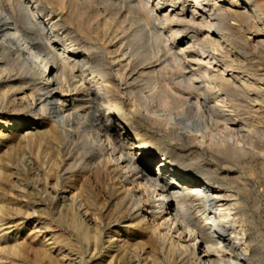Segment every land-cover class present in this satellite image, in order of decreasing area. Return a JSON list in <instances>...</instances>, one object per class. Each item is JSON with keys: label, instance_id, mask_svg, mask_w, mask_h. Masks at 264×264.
Instances as JSON below:
<instances>
[{"label": "bare ground", "instance_id": "obj_1", "mask_svg": "<svg viewBox=\"0 0 264 264\" xmlns=\"http://www.w3.org/2000/svg\"><path fill=\"white\" fill-rule=\"evenodd\" d=\"M61 20L110 37L113 75L72 36L59 39ZM142 78L148 92L135 84ZM134 114L162 138L190 141L192 157L145 150ZM44 116L51 125L38 129ZM68 133L75 153L44 175L56 192L65 167L72 213L61 217L53 195L22 205L10 142ZM41 208L56 212L54 228L40 223ZM28 226L31 263L16 238ZM92 260L264 264V0H0V264Z\"/></svg>", "mask_w": 264, "mask_h": 264}, {"label": "rangeland", "instance_id": "obj_2", "mask_svg": "<svg viewBox=\"0 0 264 264\" xmlns=\"http://www.w3.org/2000/svg\"><path fill=\"white\" fill-rule=\"evenodd\" d=\"M39 16H40V18L44 17V15L42 13H39ZM61 22H62V24H61ZM60 24L61 25L59 27H60V29L62 31L59 30L60 32H58L59 39H62V40L66 39L67 40V39H71V36H72L73 40H69V41H71L73 43L74 42L75 43L76 42L79 43V44L76 43L75 45H76V47L79 48L78 49L79 51L81 50L80 53H83V54H85L87 56H90V57H93L95 55V60L98 59L99 63H101L102 66H104L105 69H107L106 72L111 71L109 69H112L113 66H114V64H113L114 62L113 61H114V57L116 56V54L114 56L112 43L110 44V42H109L110 37H108L107 40H104V42H103V40H100L98 38H91V37L89 38V37H86L85 35H82V33L77 31V28L74 25H70L67 21L65 22V20H61ZM61 26H62V28H61ZM110 32H112V30ZM62 37H64L65 39L62 38ZM156 38L158 40V38L161 39L162 37L159 36V37H156ZM56 40H57V42H56ZM154 41H156V39ZM58 42H59V40L57 38H54V40L52 42V43H55L56 49H58L57 47L60 46ZM107 48H110V49H107ZM109 50L111 52H113V53H111ZM99 54H100V56L98 57ZM96 56H97V58H96ZM102 56H103L104 59L102 58ZM110 60L112 61L113 65L109 64V63H111ZM108 67H110V68H108ZM109 74L113 75V72L111 71V72H109ZM142 80H144V78L136 80L135 84H136V86L139 85L138 88L142 89V91L144 90V91L148 92V90H150L151 87H147L149 83L148 84H146V83L148 81H145L143 83ZM146 80H147V78H146ZM137 81L138 82L142 81V82L138 83ZM105 84H106V81H105ZM141 84H142V86H141ZM143 86H145L146 89ZM124 87L125 86H123V88H122L123 90L122 91L125 90ZM71 88H72L71 86L68 87V89H71ZM148 88H150V89H148ZM27 93H29V91L25 92V94H27ZM28 99H29V101H28L29 106L26 108V111H25L24 114L26 116L30 117L32 112H33V108L31 106L32 100H30V98H28ZM101 106H102L101 110L102 111H106V105L101 103ZM126 116L128 117V119H131L133 121H137V123H138V118L139 117L142 118L143 120H145L143 117H141L138 114H134V116H132V115H126ZM99 120H102V118L99 117ZM36 122H42V124L40 126H38L39 128L37 127L38 129H41V128L43 129V128L48 127V126L51 125L50 124L51 122L48 120V118L46 116L43 117V121L37 120ZM137 126H138V134H139L138 140H139V142H142L141 145L144 146L145 150L149 149L147 147L154 145V146H158L157 147L158 151L156 150L157 153L158 152H163V151H166V150L174 151V152H176L178 150V151L182 152L181 156H180L181 159H186V158L192 157L191 153H188V152L185 153L186 152L185 150H187L188 148L192 147V144L190 143V141L184 140L183 142H181V141L172 140V139H169V138H162L160 136V134L158 133V131H157L158 127H157L156 124L151 125V127H150V125L147 127L146 122L144 121V123H142V124L138 123ZM71 139H72V134L68 133L67 136L64 139H57V141L43 139V140H41L38 143H35L33 145H30V146L25 145L24 147L18 145V143L16 141L10 142V147H11L10 148V153H11V155H10V166L9 167H10V171L13 173V177H12L13 180L12 179L11 180L15 182V185L17 187H19V189L21 191L20 200H21L22 205H24V204L29 205V203L34 202V201L39 200V199L49 202L51 200L50 198L53 195L54 197H56V201H55L56 205L55 206H56V209L58 207L57 212H58V214L61 217L67 218L72 213V211L69 210V205H68L69 201H66L63 198V195L61 194V191L63 189V184L64 183L65 184L70 183V180L68 178L70 175L69 174H65L66 171L64 172V170H63L65 167L63 166L62 169L58 170L59 177L57 178L58 182H56L57 185L55 187V189L58 190V191H56V192L51 190V184H52L53 181H51L50 178H46L45 175H44V172H45L47 164H48V166L51 165L54 169H57L59 167V165H60V161H63V162L70 161V159L73 156V153H75L74 150L71 149V146H72V144H71L72 140ZM143 139L144 140L146 139L148 141L147 142H143ZM166 139L168 141H166ZM201 151H202V149L200 148V152ZM56 153H57V155H56ZM76 155H77V153H76ZM202 155H203V151L201 152V157H199L200 162H202L203 164H205L207 166L209 165V167L213 168L214 165H215L214 164L215 162L212 159H210L208 157H205V155L204 156H202ZM233 169L236 170L237 168H233ZM22 188H24V189H22ZM63 201H66V202L64 203ZM29 209H31V208H29ZM110 211L112 212L113 208H110ZM75 212L77 213V216H78L77 218H80L79 215L82 212L81 209L77 207ZM37 213L39 214V216L41 218L40 219V223L43 226H47L48 225V226L51 227L50 229L55 227V225L57 223L56 222L57 221L56 212L55 213L54 212L51 213L46 208H41L39 210L37 209ZM44 214H46V215H44ZM34 220H35V218H34ZM81 225H82V219H81ZM30 227L31 226H28L26 228L25 232L20 231L16 235V238L18 239V241L22 242L26 247L28 246V249L26 250V259H27L28 263H31L33 261V259H34L35 246H36V242H30L29 241V238L32 239V237H30L29 231H28L30 229ZM11 230H13V229H11ZM61 232H62V234L63 233L65 234L64 235V246H65V249L66 250H70L71 247L72 248L74 247L73 246L74 245L73 244L74 243L73 242V238L69 236V233H68V231H67V229L65 227L63 228V230ZM13 233L15 234V231ZM9 239H13V235H10ZM104 240H108V236H105ZM27 242L30 245H28ZM31 246L34 247V249H33L34 252L30 250ZM103 250H104V248H103ZM30 254H31V256L29 257ZM252 257L257 258L258 256L256 254V255H254ZM95 259H97V258H95ZM77 261H79V259H77ZM91 262L93 264H98L96 262V260H92ZM91 262L89 264H92Z\"/></svg>", "mask_w": 264, "mask_h": 264}]
</instances>
